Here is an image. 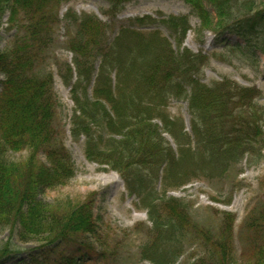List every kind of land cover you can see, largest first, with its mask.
Returning <instances> with one entry per match:
<instances>
[{
    "label": "trees",
    "instance_id": "16d2710c",
    "mask_svg": "<svg viewBox=\"0 0 264 264\" xmlns=\"http://www.w3.org/2000/svg\"><path fill=\"white\" fill-rule=\"evenodd\" d=\"M68 1L0 0V21L7 13L9 27L18 32L0 53V230H15L20 242L41 245L28 264H89L71 255L55 256L81 237L100 241L91 197L54 205L39 199L42 190L57 189L74 175L56 126L53 76L44 71L59 22L57 8ZM104 1L109 5L105 14L114 20L123 5L135 0ZM181 1L199 20L197 35L229 32L264 53L261 1ZM64 19L72 28L65 41L72 62L56 59L55 65L74 107L70 134L74 141L84 138L86 160L118 174L146 213L141 259L176 264L191 235L203 250L191 264H264V207L252 208L241 224V257L246 251L248 256L238 260L232 213L213 209L220 217L214 233L192 220L184 200L170 195L193 180H222L238 164L252 168L264 159L260 91L229 79L202 82L209 59L182 46L192 30L186 16L131 18L111 41L108 26L94 15L67 12ZM156 26L170 33L176 48L159 30H142ZM171 99L187 101L189 133L182 118L167 113ZM24 152L28 155L20 161L7 158ZM8 247L0 249V261L11 253Z\"/></svg>",
    "mask_w": 264,
    "mask_h": 264
},
{
    "label": "rangeland",
    "instance_id": "374dc122",
    "mask_svg": "<svg viewBox=\"0 0 264 264\" xmlns=\"http://www.w3.org/2000/svg\"><path fill=\"white\" fill-rule=\"evenodd\" d=\"M258 1L264 3V0ZM108 8L109 5L104 0H70L57 8L59 22L50 60L44 66V71L53 76V90L58 102L56 126L59 137L72 159L74 175L67 184L57 189L42 190L39 199L48 205L79 203L87 197L93 200L92 211L100 241L96 242L88 236L81 237L71 245L58 249L56 258L71 255L74 260L89 264H147L141 259L140 249L145 243V229H148L149 223L145 212L138 208L137 198L127 195L118 174L107 170L105 166L87 161L83 153L84 138L74 141L70 134V119L74 107L69 89L62 84L55 65L58 60L69 64L72 62V54L65 48V41L72 34V28L64 19L65 14L71 12L77 16H96L108 26L106 36L110 41L119 27L131 18L144 15L156 17L158 13L186 16L192 30L187 33L182 46L192 53H202L209 59L202 71V82L211 85L214 81L229 79L245 87H254L262 95L260 105H264V53L258 48L249 49L244 40L229 32L215 36L205 31L202 35H197L199 20L181 0H135L123 5L114 20L105 14ZM7 21L8 14L4 13L0 21V53L6 52L18 35L16 29L9 27ZM153 29L159 30L176 48L175 41L165 28H142L143 31ZM94 67L96 74L98 62H95ZM3 80L4 76L0 73V90ZM167 113L172 118H182L185 129L189 132L186 100L171 99ZM27 155L25 152L10 153L7 158L10 161H20ZM38 159L44 161L43 155L40 154ZM172 195L181 198L190 206V216L195 223L214 233L220 225V217L215 214V210L232 213L235 218L234 242L237 259L243 260L248 256V251L241 257L243 246L238 239L240 231L243 234L241 224L252 208L257 207L260 210L264 207V159L252 168L246 167L244 162L240 163L222 180H193ZM229 199L230 204L225 205ZM75 242L77 244H74ZM6 245L11 253L2 259L0 264H28L31 258L42 250L38 242H20L16 231L10 229L0 230V249ZM202 251L199 242L188 235L176 264H191Z\"/></svg>",
    "mask_w": 264,
    "mask_h": 264
},
{
    "label": "bare ground",
    "instance_id": "6f19581e",
    "mask_svg": "<svg viewBox=\"0 0 264 264\" xmlns=\"http://www.w3.org/2000/svg\"><path fill=\"white\" fill-rule=\"evenodd\" d=\"M118 181L120 182V180L118 179Z\"/></svg>",
    "mask_w": 264,
    "mask_h": 264
}]
</instances>
